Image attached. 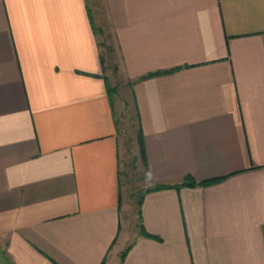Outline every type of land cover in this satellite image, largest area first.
Returning a JSON list of instances; mask_svg holds the SVG:
<instances>
[{
	"label": "crops",
	"instance_id": "1",
	"mask_svg": "<svg viewBox=\"0 0 264 264\" xmlns=\"http://www.w3.org/2000/svg\"><path fill=\"white\" fill-rule=\"evenodd\" d=\"M4 262L264 264V0H0Z\"/></svg>",
	"mask_w": 264,
	"mask_h": 264
},
{
	"label": "rangeland",
	"instance_id": "2",
	"mask_svg": "<svg viewBox=\"0 0 264 264\" xmlns=\"http://www.w3.org/2000/svg\"><path fill=\"white\" fill-rule=\"evenodd\" d=\"M102 50L104 53V59L106 62V73L109 77L111 86L113 87L114 98L118 105V114L121 121V140H122V150L125 155L126 165L128 163L127 170L130 172L131 182L134 188L136 200L138 201L141 192L137 188L139 186V177L142 173L143 165L141 162L138 163L139 168H136L135 161V152H136V139H134L131 120L128 112V101L127 98L124 97V89L120 85V74L118 73V64H119V51L115 42L114 37L111 34L101 33L99 35ZM121 93V94H120ZM132 187V186H131ZM10 262H4L3 264H9Z\"/></svg>",
	"mask_w": 264,
	"mask_h": 264
},
{
	"label": "trees",
	"instance_id": "3",
	"mask_svg": "<svg viewBox=\"0 0 264 264\" xmlns=\"http://www.w3.org/2000/svg\"><path fill=\"white\" fill-rule=\"evenodd\" d=\"M99 31H100V30H98V29L96 28V32H97L98 34H99ZM100 33H102V31H101ZM100 44H101V42H100ZM177 69H179V67H178V68H175V69H172V70H165V71H160V72H153V73H150V74H148V75H146V76H143V78L151 77V76L157 75V74H159V73H169V72H173V71H175V70H177ZM106 82L108 83V88H109V90H110V94H112V92H113V87L111 86V84L109 83V80H108L107 78H106ZM137 136H138V143H139V146H140V152H141L142 159H143L144 162H146V152H145V145H144V137H143V131H142L141 128L139 129V131H138V135H137ZM210 182H211V181L197 182V181L194 180L193 178H186V180H185L182 184L177 185V186H181V185L196 186V185H200V184H204V185H206V184H209ZM168 186H170V185L165 184V185L151 186V187L145 188L143 191H141L142 194H141V197H140V199H139V203H140V204L142 203V201H143V200H142V195H143L145 192L150 191V190H154V189H158V188L168 187ZM141 231H142V233H143L144 235H147V236H150V237H155V236H153L152 234L146 232L144 228H142ZM157 238H159V237H157ZM125 255H126V251H124V252L122 253V255H121L122 260L125 258Z\"/></svg>",
	"mask_w": 264,
	"mask_h": 264
}]
</instances>
